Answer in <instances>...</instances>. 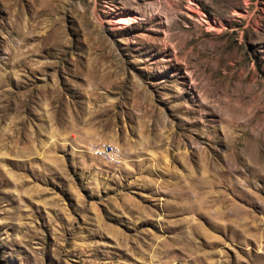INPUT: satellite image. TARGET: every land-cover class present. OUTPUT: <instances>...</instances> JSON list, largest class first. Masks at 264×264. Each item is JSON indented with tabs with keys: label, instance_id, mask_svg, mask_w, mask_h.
Wrapping results in <instances>:
<instances>
[{
	"label": "rangeland",
	"instance_id": "rangeland-1",
	"mask_svg": "<svg viewBox=\"0 0 264 264\" xmlns=\"http://www.w3.org/2000/svg\"><path fill=\"white\" fill-rule=\"evenodd\" d=\"M0 264H264V0H0Z\"/></svg>",
	"mask_w": 264,
	"mask_h": 264
},
{
	"label": "bare ground",
	"instance_id": "bare-ground-1",
	"mask_svg": "<svg viewBox=\"0 0 264 264\" xmlns=\"http://www.w3.org/2000/svg\"><path fill=\"white\" fill-rule=\"evenodd\" d=\"M129 19H131V17L129 18H119L117 20H115L116 23H119V24H125L129 21ZM134 19V18H132ZM114 21V20H113ZM131 22V21H130ZM241 135H238L236 137L233 138V141L230 143V146H229V150H228V154H226V158L227 159V166H226V170L223 171L224 173H227V172H230L234 169H236L237 165L235 164V161H237L238 159L241 160V162L243 161L244 162V156L245 157H249L250 154H248V152L246 151V147L243 148V146L241 145L240 143V139H241ZM253 142H254V147H256V151H260L261 152V141H262V135L261 134H256V135H253ZM233 146V147H232ZM240 146V153H237V150H238V147ZM198 150V148H197ZM249 150V149H248ZM251 151V150H249ZM259 160V158H256ZM248 162V161H247ZM259 162V161H258ZM212 163V160L210 161V164ZM200 178V177H199ZM202 178V177H201ZM206 178H202L201 179V183L198 184V189H197V192H194L195 193V202L194 203H199L201 202V200L204 199V196L209 194L210 195V192L208 190H206V186L207 183L206 182ZM198 208V206H196ZM196 208V209H197ZM222 210V211H221ZM216 215L218 216V219L221 218L224 220L225 225L224 226H221V225H218L217 226V229L220 230V229H225V230H229L230 227H232L230 225V222L231 223H237L238 225H241V226H246L248 225L247 221H245V218L243 217L244 213L242 211V209H237L236 208H225L223 206L220 207V209L216 210ZM227 221H226V220ZM246 228V227H245ZM243 229V227H242Z\"/></svg>",
	"mask_w": 264,
	"mask_h": 264
},
{
	"label": "built area",
	"instance_id": "built-area-1",
	"mask_svg": "<svg viewBox=\"0 0 264 264\" xmlns=\"http://www.w3.org/2000/svg\"><path fill=\"white\" fill-rule=\"evenodd\" d=\"M92 151L97 157H100L104 160H112L118 154L117 148L112 144H99L97 146L93 145Z\"/></svg>",
	"mask_w": 264,
	"mask_h": 264
}]
</instances>
